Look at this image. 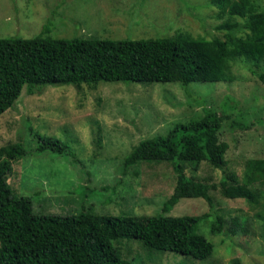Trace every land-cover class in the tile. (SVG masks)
<instances>
[{
    "label": "rangeland",
    "instance_id": "374dc122",
    "mask_svg": "<svg viewBox=\"0 0 264 264\" xmlns=\"http://www.w3.org/2000/svg\"><path fill=\"white\" fill-rule=\"evenodd\" d=\"M250 2L261 10L262 0ZM244 19L219 15L209 0H0V38L145 40L183 34L223 40L225 30L217 27ZM245 33L241 29L235 37L243 39ZM228 74L230 82L184 88L177 83L99 82L21 93L0 115V146L19 141L28 152L11 162L6 183L17 196L31 198L33 212L156 215L174 186L170 164L123 168L122 160L140 140L199 119L202 109L229 117L221 124L218 141L227 144L225 170L241 178L246 161L264 159V58L257 63L236 58ZM33 133L64 142L73 157L35 153ZM183 173L210 186H217L221 177L206 162L195 169L183 163ZM209 194L214 215L205 216L196 228L213 246L207 259L146 249L135 240L114 244L120 257L131 264H264L261 200L252 207L247 199L223 198L217 187ZM206 213V203L196 198L180 199L165 215ZM214 216L222 220L218 233L210 230Z\"/></svg>",
    "mask_w": 264,
    "mask_h": 264
},
{
    "label": "trees",
    "instance_id": "16d2710c",
    "mask_svg": "<svg viewBox=\"0 0 264 264\" xmlns=\"http://www.w3.org/2000/svg\"><path fill=\"white\" fill-rule=\"evenodd\" d=\"M209 5L228 19H245L242 24L218 26L217 30H225L223 40L183 34L145 40L0 38V115L12 108L21 93L37 94L47 85L177 83L184 88L190 83L230 82V61L245 58L257 63L264 58V0L260 11L250 0H209ZM241 29L246 31L243 39L235 37ZM228 119L202 109L199 119L175 123L162 136L140 140L122 160L123 168L137 163L170 164L174 186L161 212L152 216L33 212L31 198L17 196L6 183L11 162L28 152L19 141L0 146V264H131L114 246L119 240L205 260L213 246L196 228L205 216L214 215L209 191L215 187L223 198L247 199L252 207L261 200L264 230V159L246 161L241 178L225 170L227 144L218 141V132ZM32 137L35 153L73 157L64 142L36 133ZM200 162L221 172L217 186L184 175L183 163L195 169ZM196 198L206 203L205 215H165L180 199ZM221 222L214 216L210 230L220 232Z\"/></svg>",
    "mask_w": 264,
    "mask_h": 264
}]
</instances>
